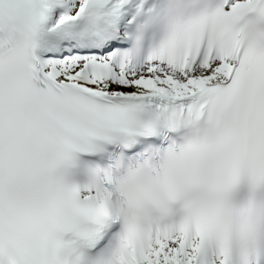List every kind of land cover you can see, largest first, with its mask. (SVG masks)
<instances>
[{
  "label": "snow or ice",
  "instance_id": "6c2138e0",
  "mask_svg": "<svg viewBox=\"0 0 264 264\" xmlns=\"http://www.w3.org/2000/svg\"><path fill=\"white\" fill-rule=\"evenodd\" d=\"M0 264H264V0H0Z\"/></svg>",
  "mask_w": 264,
  "mask_h": 264
}]
</instances>
